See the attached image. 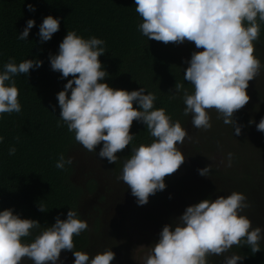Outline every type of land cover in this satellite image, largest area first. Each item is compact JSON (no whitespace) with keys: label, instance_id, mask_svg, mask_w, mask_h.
<instances>
[{"label":"trees","instance_id":"16d2710c","mask_svg":"<svg viewBox=\"0 0 264 264\" xmlns=\"http://www.w3.org/2000/svg\"><path fill=\"white\" fill-rule=\"evenodd\" d=\"M28 4L35 11H29ZM49 15L60 20V28L49 41L41 42L39 27ZM29 19L35 20V26L27 40H19ZM142 22L135 11V0H0V72L10 58L17 64L27 59L43 61L27 76L13 77L21 111L0 115V136L4 138L0 142V211L11 208L22 219L41 224L29 237L22 238L23 242H32L55 223L57 216L65 220L67 212L73 209L88 223L86 231L74 235L73 251L87 252L91 258L111 249L115 253L111 264H117L126 243L114 219L116 214L123 217L127 210L134 209L140 224H156L162 230L166 224L174 226L188 206L221 195L227 197L233 191L243 193L249 204L240 214L247 216L253 227L264 229V132L256 128L264 118V23L260 25L259 40L253 42L254 55L262 68L249 82V102L234 114L237 123L243 125L241 135L235 136L234 128L224 124L222 118L217 119L214 109L209 112L210 130L194 128L191 115L183 114V99H170L176 82L182 83L190 94L194 91L184 80L188 67L185 61L191 59L194 51L203 49H196L188 41L178 45L148 40L138 30ZM68 31H75L84 39L104 40L106 52L99 60L108 76L102 82L114 89L133 91L143 87L145 94H155L154 108H164L191 137L177 145L185 162L165 177V190L151 195L146 205H138L131 189L117 179L131 148L153 141L146 125L133 121V141L117 153L116 163L109 164L106 158L98 156L103 142L97 146V154L87 151L60 120L57 93L72 77L65 79L53 71L49 56L58 54L59 44ZM133 107L139 106L134 102ZM250 120L255 123L250 125ZM11 147L16 148L14 155H9ZM229 152L233 153L230 168L226 167ZM60 154L65 159L74 158L63 170L55 166ZM215 154L223 159L217 166L208 159ZM208 165L209 177L201 176L198 169ZM38 203L44 204L47 211H39ZM233 254L244 257L237 264H264V239L261 250L255 254L247 245H234L222 256H209L208 262L223 264L224 256ZM22 264L32 261L25 258ZM58 264H74L73 252L62 250Z\"/></svg>","mask_w":264,"mask_h":264},{"label":"clouds","instance_id":"9594fccd","mask_svg":"<svg viewBox=\"0 0 264 264\" xmlns=\"http://www.w3.org/2000/svg\"><path fill=\"white\" fill-rule=\"evenodd\" d=\"M29 11H35L28 4ZM135 11L143 22L138 30L148 40L164 44H195L196 49L184 70V80L194 91L190 94L182 83L176 82L170 97L183 99L185 116L191 115L192 126L208 131L212 128L210 110L217 119L234 128L241 135L234 114L250 100L249 82L260 74L262 64L254 55V41L259 40L260 25L264 23V0H135ZM35 20L29 19L19 34L27 40ZM60 20L49 15L39 27L41 42L49 41L58 32ZM105 41L96 37L84 39L75 31H68L59 44L56 55L49 56L51 69L67 79L64 89L57 93L60 120L75 140L87 151L95 152L103 142L98 156L116 163L117 153L134 139L130 134L133 121L146 125L153 141L131 148L118 180L123 181L138 205H146L149 197L166 188L165 177L174 174L185 162L177 145L191 139L179 120L173 121L164 108H154L155 94L141 87L127 91L114 89L102 82L108 73L103 70L99 57L105 54ZM40 60H24L19 64L10 58L0 72V115L21 111L19 90L13 77L28 75L31 69L42 66ZM8 82V83H6ZM70 91V96H69ZM171 91V90H170ZM182 94V95H181ZM138 104V109L133 103ZM54 111V108H53ZM255 123L250 120L249 124ZM60 122L57 127H60ZM256 128L264 132V118ZM0 136V142H3ZM18 139V138H17ZM15 147L9 149L14 155ZM97 154V153H96ZM60 154L56 167L63 170L73 163ZM211 159V158H208ZM226 167L232 166L233 153L227 154ZM223 163V161H222ZM211 165L198 169L201 176L209 177ZM243 193L231 192L215 200L204 199L188 206L174 226L166 224L144 259V264H209V256H222L235 245H247L253 254L261 250L264 229L253 227L251 220L240 213L249 204ZM38 209L46 207L38 203ZM37 220L22 219L13 209L0 211V264H22L27 258L32 264H58L62 250L71 251L74 264H111L115 253L106 249L90 258V254L73 251V237L88 229V223L70 209L65 220L59 216L52 226L45 228L30 243L33 229H39ZM244 257L225 255L223 264H237Z\"/></svg>","mask_w":264,"mask_h":264},{"label":"rangeland","instance_id":"374dc122","mask_svg":"<svg viewBox=\"0 0 264 264\" xmlns=\"http://www.w3.org/2000/svg\"><path fill=\"white\" fill-rule=\"evenodd\" d=\"M210 160L216 166L223 161L218 154L212 156ZM135 214L136 211L130 208L123 217L119 216V213L114 216L126 243L117 264H144V259L152 245L159 240L160 226L142 225L135 218Z\"/></svg>","mask_w":264,"mask_h":264}]
</instances>
